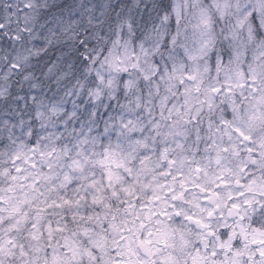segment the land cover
Wrapping results in <instances>:
<instances>
[{
  "label": "snow or ice",
  "instance_id": "snow-or-ice-1",
  "mask_svg": "<svg viewBox=\"0 0 264 264\" xmlns=\"http://www.w3.org/2000/svg\"><path fill=\"white\" fill-rule=\"evenodd\" d=\"M0 264H264V0H0Z\"/></svg>",
  "mask_w": 264,
  "mask_h": 264
}]
</instances>
